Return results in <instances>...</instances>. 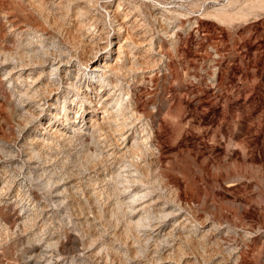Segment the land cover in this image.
<instances>
[{"label":"rangeland","instance_id":"rangeland-1","mask_svg":"<svg viewBox=\"0 0 264 264\" xmlns=\"http://www.w3.org/2000/svg\"><path fill=\"white\" fill-rule=\"evenodd\" d=\"M93 1L0 0V264H264V0Z\"/></svg>","mask_w":264,"mask_h":264},{"label":"bare ground","instance_id":"bare-ground-1","mask_svg":"<svg viewBox=\"0 0 264 264\" xmlns=\"http://www.w3.org/2000/svg\"><path fill=\"white\" fill-rule=\"evenodd\" d=\"M87 1V0H85ZM91 1V0H90ZM96 1V0H94ZM93 1V4H94ZM259 1V0H258ZM257 2V1H256ZM90 4V3H89ZM255 4V3H254ZM246 5V4H245ZM244 5V6H245ZM249 7H251L250 4H248ZM248 7V6H247ZM253 7V6H252ZM251 7V8H252ZM255 7V5H254ZM118 9V7H117ZM116 13V12H115ZM115 15V14H114ZM112 17L115 18V16L112 15ZM121 25V27H123L124 22H120L119 23ZM91 25V24H90ZM135 25V24H134ZM87 26V25H86ZM125 28V27H124ZM87 31L85 32V38L87 43H95L96 47V51H93V54L91 55V57H89L88 59H86V63L84 64L87 68H89V72L91 74V76H93L92 79L97 80L99 83V86H103V84L100 81V78H102L103 76L106 75L107 72H111V71H115L118 70V62L120 60V50L122 48V46L120 45V43L117 45V50L112 51V49H109V47L113 44V41H109L108 39H98L97 40V33H99L101 35V32L99 30H97V28L93 27V26H88ZM78 30V29H77ZM102 30V29H100ZM127 30V29H126ZM125 30V31H126ZM71 31V30H70ZM83 31V30H82ZM130 31V30H129ZM135 31V30H134ZM128 32V31H127ZM132 32V31H131ZM131 34V33H130ZM130 34H128L130 36ZM74 36V35H73ZM97 36V37H96ZM104 36V35H103ZM126 36V35H125ZM100 38V37H99ZM125 38V37H124ZM131 38V37H130ZM129 37L126 36V38L124 39V43L127 45L129 42L128 39H130ZM140 38V37H139ZM134 39V38H133ZM135 40V39H134ZM136 41V40H135ZM75 42V41H74ZM85 42V41H84ZM78 43V42H77ZM139 43V42H137ZM74 44V43H73ZM79 44V43H78ZM87 44V45H88ZM131 44L134 46V43L131 42ZM141 44V43H140ZM143 44V43H142ZM90 45V44H89ZM86 46V45H85ZM138 46V45H137ZM78 47V46H77ZM91 47V46H90ZM94 47V45H93ZM136 47V46H135ZM74 48V47H73ZM79 48V47H78ZM77 48V50H78ZM89 50V49H88ZM94 50V48H93ZM87 52V51H85ZM91 52V51H90ZM114 52V54L116 55L115 59L113 61H111V59L114 57L112 55V53ZM78 53V52H77ZM92 53V52H91ZM84 56V55H83ZM90 56V55H89ZM78 57V56H77ZM64 61V60H63ZM84 62V60H83ZM61 65V64H60ZM60 67L55 68V70H59ZM120 70V69H119ZM147 71V70H146ZM55 73V72H54ZM54 75V74H52ZM57 75V74H56ZM27 80V79H26ZM100 87V88H101ZM40 89V88H39ZM77 94L82 95L80 98L82 99V102L85 104V109H95L96 112H98L101 116L100 117H92L90 119L87 120V124L89 125V127L93 128V129H98V130H104L106 131L107 129H111L114 128V144L117 148H119L121 151V154L119 155L120 159L124 158L127 153L130 154V149H133V145H131L129 143V137L127 136L128 131H124L123 127L124 125H126L125 121L123 124H119L117 122V118L118 116L123 115L122 113V102L120 99H116V101L113 103V97L112 95H110L109 93H106L103 97L102 96H91L87 91H81L80 89L77 88ZM91 91V90H90ZM50 92V91H49ZM48 92V93H49ZM52 92V91H51ZM100 92V91H98ZM104 92V91H102ZM36 95V94H35ZM129 100V99H128ZM114 104V110L111 111V108L113 107ZM82 104V103H81ZM112 106V107H110ZM37 108V107H36ZM132 115H137L136 119L140 120L141 114L135 110V108L131 111ZM82 116V115H81ZM26 118V117H25ZM123 121V120H122ZM87 127V128H89ZM133 128V127H132ZM108 130V131H109ZM47 132H51L52 129H49L48 127L46 128ZM71 131V130H70ZM72 131H75L74 128H72ZM46 132V133H47ZM103 132V131H102ZM64 133V132H63ZM143 134L142 135V139H141V144L142 146H148L150 145V137H151V132L147 131V129L143 130ZM100 137V136H99ZM105 142V141H104ZM135 147V146H134ZM150 147V146H148ZM148 150V149H147ZM131 154L133 155V153L131 152ZM115 155H117L115 153ZM130 155V156H132ZM134 157V156H133ZM131 159V158H130ZM133 159V158H132ZM135 159V158H134ZM130 166L129 168H133L127 171L129 175L130 179H136L138 182L144 183L143 182V178L139 175L140 173V169H141V163H139L138 161L134 162L133 160L129 161ZM143 165V164H142ZM127 167V166H126ZM146 172V171H145ZM132 174H136L137 177L133 176ZM142 175V174H141ZM147 176V175H146ZM126 181V180H125ZM137 182V184H138ZM134 183V182H133ZM136 184V185H137ZM124 193V192H123ZM8 194V193H7ZM7 197V196H6ZM7 199V198H6ZM137 199V198H136ZM145 216V215H144ZM143 219V217H142ZM146 219V218H145ZM138 226H144L143 224V220L138 221Z\"/></svg>","mask_w":264,"mask_h":264}]
</instances>
